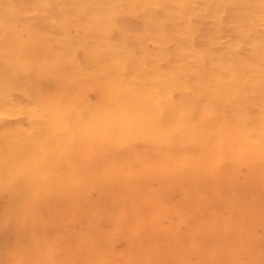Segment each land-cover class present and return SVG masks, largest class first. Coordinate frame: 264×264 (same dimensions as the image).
<instances>
[{
	"label": "rangeland",
	"instance_id": "374dc122",
	"mask_svg": "<svg viewBox=\"0 0 264 264\" xmlns=\"http://www.w3.org/2000/svg\"><path fill=\"white\" fill-rule=\"evenodd\" d=\"M0 264H264V0H0Z\"/></svg>",
	"mask_w": 264,
	"mask_h": 264
},
{
	"label": "bare ground",
	"instance_id": "6f19581e",
	"mask_svg": "<svg viewBox=\"0 0 264 264\" xmlns=\"http://www.w3.org/2000/svg\"><path fill=\"white\" fill-rule=\"evenodd\" d=\"M55 52H56V51H55ZM42 126H43V125H42ZM44 131H45V130H44ZM45 132H46V131H45ZM50 132H51V131H50ZM9 167H10V166H9ZM9 167H8V168H9Z\"/></svg>",
	"mask_w": 264,
	"mask_h": 264
}]
</instances>
